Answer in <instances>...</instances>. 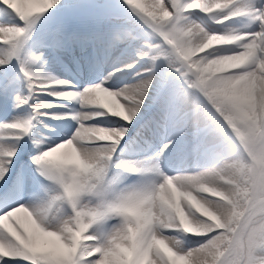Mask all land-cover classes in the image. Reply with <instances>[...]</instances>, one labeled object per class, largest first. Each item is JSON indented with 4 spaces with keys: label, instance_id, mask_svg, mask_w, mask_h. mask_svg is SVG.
Masks as SVG:
<instances>
[{
    "label": "clouds",
    "instance_id": "clouds-1",
    "mask_svg": "<svg viewBox=\"0 0 264 264\" xmlns=\"http://www.w3.org/2000/svg\"><path fill=\"white\" fill-rule=\"evenodd\" d=\"M23 4L0 64L60 0ZM118 7L100 51L111 71L54 93L74 107L49 118L70 124L42 121L57 108L43 103L5 125L30 141L36 183L0 214V264H264V0ZM150 98V127L126 143ZM17 153L0 141V181Z\"/></svg>",
    "mask_w": 264,
    "mask_h": 264
},
{
    "label": "snow or ice",
    "instance_id": "snow-or-ice-1",
    "mask_svg": "<svg viewBox=\"0 0 264 264\" xmlns=\"http://www.w3.org/2000/svg\"><path fill=\"white\" fill-rule=\"evenodd\" d=\"M27 5L23 4V0H12L11 8H9L5 3L0 2V28H7L9 26L15 27L20 26L21 22L19 21L17 15L12 11V9H17L18 11H23ZM56 40L53 39L52 42L46 47L55 48ZM22 50H13L11 51L5 58L4 63L0 64V68L5 69L4 72L0 73V96H2L5 101H11L13 111L20 113L21 111L28 113H35L38 109V106L43 103H52L46 100V97H50L53 101H60L62 103H52L56 104L57 108L55 109H39L40 112L46 113V115L41 116L40 119L42 121H47L50 123L52 120L49 118L53 113H59L58 109H67L68 101L57 100L54 93L57 91H75L78 89L77 85L71 82L69 87L66 88H42L39 85L44 83H49L55 79H63L59 76H47L44 75V63L42 61V56L40 55H21ZM16 60V66L11 68L9 71L8 66L11 65L12 61ZM31 64L35 66L34 68H29L26 65ZM24 73H27V76L24 79H21ZM145 107V106H144ZM143 107V108H144ZM72 110L68 109V112ZM141 114V112H140ZM139 114V115H140ZM152 117V116H151ZM19 122L17 117H13L10 121H5L0 123V141H11L13 143V147H18V153L22 151L21 142L26 145L28 143V139L21 138L12 134V130L5 127V125L9 123ZM151 119L146 120L142 126L143 130L147 131L151 125ZM141 126V127H142ZM59 127V126H58ZM141 129V128H140ZM17 153V154H18ZM20 157L17 155L15 160L13 161L11 168L2 181L5 186L8 181L11 180L10 171L14 172L16 163L18 162ZM7 178V179H6ZM35 178L31 174V172L22 174L17 179V189L22 186L30 187L31 191L35 190ZM17 202H22V199H17ZM14 203V204H15ZM14 204H9L5 207H0V214ZM7 242L6 240L4 241Z\"/></svg>",
    "mask_w": 264,
    "mask_h": 264
},
{
    "label": "rangeland",
    "instance_id": "rangeland-1",
    "mask_svg": "<svg viewBox=\"0 0 264 264\" xmlns=\"http://www.w3.org/2000/svg\"><path fill=\"white\" fill-rule=\"evenodd\" d=\"M66 1L67 0H62L61 1V4L59 5L60 8H61V5H63V2H66ZM71 2H73L74 7H77V8H76V10H74L75 8L74 9L73 8L67 9V13L76 14L77 12H88L89 13V18L88 19L91 20V21L93 20L94 22H96L99 25L97 29H100V26L103 27V28L109 29L113 19L116 16L122 15L121 9L120 8H116L117 6H115V4L117 3L115 0H70L69 3H71ZM66 3H67V5H69L68 1ZM94 4H99V5H101L102 8L96 7V6H94ZM110 6H115L114 8L118 9L120 14H116L113 11L112 12L109 11L107 7H110ZM71 7H73V6H71ZM60 8H58V9H60ZM105 8H107V9H105ZM64 14L65 13H55L54 14L55 17L47 18L44 21L42 20L40 22V24L36 27L35 30H38L40 33L44 29H48V30L52 31L53 27H55L56 24L59 23L58 21L54 22V20H60L61 19V23L65 26L66 29H68L69 26H72V25L77 24L79 22L78 20L67 21L66 15H64ZM91 21H90V23H91ZM38 31H35L34 34L30 37V40H29V42H28V44L26 46V49L22 52V56L39 55L40 54L38 52V49L40 47H37V48L34 49V43H35V45H37L36 42H38V40H39L38 36H40ZM58 31H59V29H57V32ZM44 39H46V37H44ZM46 41H49V39H47ZM45 45H46V42H45ZM42 61H43V63L49 62L48 59H42ZM4 70L5 69L0 68V73L4 72ZM109 71H111V70L108 69L107 71H103L101 73V75L96 79V81H93V83L98 82L99 79H101L104 76H106V74H108ZM87 84H89V83H81L82 86H80V87L83 88ZM46 100H48V99H46ZM148 101H146L145 104H147ZM2 105H5V104H2ZM5 110H7V107H2L1 108V113H3L4 115L0 118V123L5 122V121H10L14 117V115L11 112L8 113V111H6V113H4L3 111H5ZM60 126L62 127V125H59V127ZM25 173H27V167H26L25 164H23L21 166V168H20V170L18 172V175L15 178V180H17L18 177H20L22 174H25ZM31 174L33 175L32 172H31ZM16 184H17V182H16ZM18 192H20V193H19V196H17V199L19 198V199L24 200L26 195L29 192H31V189H30V187L22 186V187L19 188ZM17 199H16V201H17ZM14 203H15L14 201L11 202V204H14Z\"/></svg>",
    "mask_w": 264,
    "mask_h": 264
},
{
    "label": "bare ground",
    "instance_id": "bare-ground-1",
    "mask_svg": "<svg viewBox=\"0 0 264 264\" xmlns=\"http://www.w3.org/2000/svg\"><path fill=\"white\" fill-rule=\"evenodd\" d=\"M61 1L62 0H60V4H61ZM59 4V5H60ZM58 5V6H59ZM57 6V7H58ZM86 15V14H85ZM85 19V18H84ZM86 23H87V21H86ZM83 29H84V35L82 36H75V37H68V38H66V35H62L61 36V40L59 41V42H57L56 43V47H64V44H65V42H67V40H68V42H72V44H71V49H72V51H74V56L72 57V58H67V60H68V63L69 64H71L73 67H77V64L75 63L76 62V60H79V56H76V54H77V52H79V50H80V48L82 47V45L84 46V50H83V59H85V58H87V61H90V62H92L93 63V65H94V67H96V70H102V71H107L108 69H110L111 70V68L110 67H107V66H104L103 64H102V57H98V55H97V51H96V56L98 57H96L95 56V58H91V55L90 54H92L93 52H94V49H87L88 48V45H87V43L85 42L86 40H87V37L90 35V36H92V34H95L94 33V31L91 29V28H89V26H87L86 24H84L83 26ZM106 33H107V31H105V32H102V33H98V35H96L95 34V36H98L99 38H100V45L99 46H97V48L95 47V49H99L100 51H101V49L104 47V45L106 44V42H107V35H106ZM63 37H65L66 39L65 40H63L62 38ZM61 50V49H60ZM100 51H98L99 53H100ZM100 64V65H99ZM54 65H55V63H54ZM68 67V66H67ZM81 67H82V65L80 64L79 65V68H76L77 70H80L81 69ZM68 69H69V72H71V70H70V68L68 67ZM44 70V72L45 73H51V74H55V70L54 69H52V70H50V68H49V66L48 67H46V68H44L43 69ZM100 70V71H101ZM72 73V72H71ZM73 73L75 74L76 73V70L74 69L73 70ZM72 73V74H73ZM73 74V75H74ZM107 75V74H106ZM74 77L75 78H77V76H75L74 75ZM119 78H121V75L120 74H117V76L115 77V79L116 80H119ZM82 86V85H81ZM50 98V97H49ZM51 99V98H50ZM151 99L152 98H150L149 99V101L147 102V104L151 101ZM52 103H62V102H60V101H52ZM147 104H145V106L147 105ZM12 107V103L10 102V103H8V105H7V109H10ZM71 108V105H69L68 104V108L67 109H65V110H68V109H70ZM144 109V108H143ZM142 109V110H143ZM142 110H141V112H142ZM21 113H23V116H24V114H27L26 112H24V111H21ZM15 116V115H14ZM23 116H15V117H17V118H20V117H23ZM67 123H70L69 121H64V122H62V125H65V124H67ZM25 139H27V138H25ZM21 144L23 145V149L24 148H28V149H30V150H32V145H31V143H30V141L28 140V143L25 145L24 143H23V141L21 142ZM30 194V192L26 195V197H25V199H27L28 198V195ZM4 204H5V201H4ZM4 204H2V205H4Z\"/></svg>",
    "mask_w": 264,
    "mask_h": 264
}]
</instances>
